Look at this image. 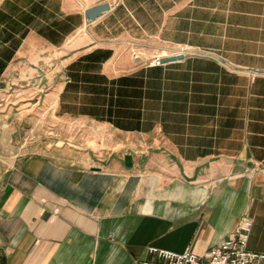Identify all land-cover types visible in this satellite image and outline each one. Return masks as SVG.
<instances>
[{"label": "crops", "instance_id": "1", "mask_svg": "<svg viewBox=\"0 0 264 264\" xmlns=\"http://www.w3.org/2000/svg\"><path fill=\"white\" fill-rule=\"evenodd\" d=\"M244 219L264 252V0H0L1 263L167 264Z\"/></svg>", "mask_w": 264, "mask_h": 264}, {"label": "built area", "instance_id": "2", "mask_svg": "<svg viewBox=\"0 0 264 264\" xmlns=\"http://www.w3.org/2000/svg\"><path fill=\"white\" fill-rule=\"evenodd\" d=\"M185 47H172L162 53L147 59L149 67L163 66L166 63L181 60L187 56L195 55ZM139 53H134L138 58ZM174 58L173 60H170ZM164 59H169L165 61ZM259 71H251L256 74ZM251 221L244 219L236 228L234 233L220 244L212 247L205 256H199L190 249L184 253H177L171 250L150 246L149 253L165 261L167 264H264V252H253L247 250V244L251 231ZM0 264H3L0 262ZM143 264H148L145 262Z\"/></svg>", "mask_w": 264, "mask_h": 264}, {"label": "water", "instance_id": "3", "mask_svg": "<svg viewBox=\"0 0 264 264\" xmlns=\"http://www.w3.org/2000/svg\"><path fill=\"white\" fill-rule=\"evenodd\" d=\"M110 8L109 3H102L93 7H89L86 9V18L91 21L96 19L98 16H100L103 12L108 10ZM174 58L170 59L173 60ZM165 61H168L169 59H164Z\"/></svg>", "mask_w": 264, "mask_h": 264}]
</instances>
